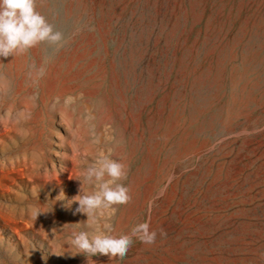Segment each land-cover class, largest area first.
<instances>
[{
  "label": "rangeland",
  "instance_id": "obj_1",
  "mask_svg": "<svg viewBox=\"0 0 264 264\" xmlns=\"http://www.w3.org/2000/svg\"><path fill=\"white\" fill-rule=\"evenodd\" d=\"M36 8L65 40L0 58V264H264V0ZM109 152L131 198L85 222L69 201ZM106 223L124 257L68 246Z\"/></svg>",
  "mask_w": 264,
  "mask_h": 264
},
{
  "label": "clouds",
  "instance_id": "obj_2",
  "mask_svg": "<svg viewBox=\"0 0 264 264\" xmlns=\"http://www.w3.org/2000/svg\"><path fill=\"white\" fill-rule=\"evenodd\" d=\"M64 34L48 22V19L36 8V0H0V58L14 57L18 53H25L42 43L62 47ZM30 65L29 77H32ZM38 74H44V68L38 69ZM127 172L121 160L114 158L111 152L98 156L86 168L79 193L72 198L71 203L78 202L76 212L86 215L87 220H99L103 216L100 209L112 208L114 205L125 204L130 200L127 186L122 182ZM84 181H87L91 191H84ZM66 199L61 191L58 197ZM83 193V195H81ZM29 210H35L37 216L41 213L38 208L30 205ZM132 233L137 235L142 243H155L157 232L151 230L148 223L137 224ZM161 235L164 233L161 232ZM132 238L128 234H116L109 224L103 229L79 231L68 237V246L79 250V253L92 255L104 254L111 257H124L131 244Z\"/></svg>",
  "mask_w": 264,
  "mask_h": 264
}]
</instances>
